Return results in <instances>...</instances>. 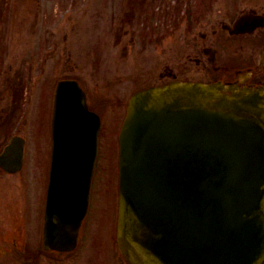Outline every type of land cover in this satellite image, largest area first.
Listing matches in <instances>:
<instances>
[{
	"label": "water",
	"instance_id": "obj_1",
	"mask_svg": "<svg viewBox=\"0 0 264 264\" xmlns=\"http://www.w3.org/2000/svg\"><path fill=\"white\" fill-rule=\"evenodd\" d=\"M100 129L79 82L59 81L47 248L76 246ZM24 144L15 136L6 147L5 169L22 167ZM120 151L118 238L133 264L263 263L264 88L178 80L142 89Z\"/></svg>",
	"mask_w": 264,
	"mask_h": 264
},
{
	"label": "rangeland",
	"instance_id": "obj_2",
	"mask_svg": "<svg viewBox=\"0 0 264 264\" xmlns=\"http://www.w3.org/2000/svg\"><path fill=\"white\" fill-rule=\"evenodd\" d=\"M187 8L195 17L190 23ZM245 10L264 13V0H0V151L15 133L27 139L23 170L7 174L0 167V264H28L37 246L51 157V93L63 76L81 79L103 117L95 210L80 256H41L37 263L122 264L115 247L117 133L125 105L137 88L162 81L166 64L201 75L196 58L211 67L204 47H219L216 60L229 66L251 62L260 46L252 36L262 27L247 36L221 34L222 23L233 24Z\"/></svg>",
	"mask_w": 264,
	"mask_h": 264
},
{
	"label": "flooded vegetation",
	"instance_id": "obj_3",
	"mask_svg": "<svg viewBox=\"0 0 264 264\" xmlns=\"http://www.w3.org/2000/svg\"><path fill=\"white\" fill-rule=\"evenodd\" d=\"M245 11H247V10H245ZM251 11H254V10H251ZM222 24L224 25V27H226L224 23H222ZM221 28H223V26ZM260 28L261 27L257 28L253 32L241 33L240 35H243V36L252 35L256 31H258ZM263 29H264V27H262V29H260V33H257L258 35L252 36V37H254L256 42L257 41L259 42L258 44H256V46L259 44H260V46L256 48L258 50L255 49L256 54L254 55L253 60H252V56L248 57L249 59L252 60L251 62H245V61L244 62H237V63L233 64L232 66H229L226 63H223V62H229V61L228 60H222V58L218 62L216 59H218V53L220 55L219 47L209 48L211 46H208V47H204V48L202 47V48H203L204 53L206 55H208V59L211 63V67H208V64L202 65V62H199L200 58L199 57L196 58L195 64L200 63L201 68H199V69H201V73H202L198 77H196V75L193 74L192 71H190L191 69H189L185 72L176 71L175 68H173L169 64H166L164 66V71H162L160 73V77L163 80H167V81H170V80H173L176 78L213 81V80H216L218 78H221L224 81L245 80L246 82H249V83L264 84V44L262 43L264 41V31H262ZM221 34H223V29H222ZM206 36L207 35L203 34V37H206ZM223 36L226 37L224 34H223ZM191 39H192L193 44L195 42L197 43V47H198V51H199V44L196 41L195 36H193ZM221 41H222V39L220 38L219 40H217V43H219ZM200 49H201V47H200ZM166 63H168V62H166ZM240 64H242V66L244 68L238 66ZM184 65L187 66L188 64L184 63ZM234 66H236L237 68ZM15 237L16 236H13L12 234H8L6 240L12 241V243H14L16 245L15 247L17 248L16 249L17 253H20L19 255H23L24 251L21 249V247H19L20 244L17 243L16 241H14ZM28 245H30V244H28ZM25 253H26V250H25ZM39 256H43V255L40 252H35V250H33V253L30 255L29 258L33 259V258H37Z\"/></svg>",
	"mask_w": 264,
	"mask_h": 264
}]
</instances>
